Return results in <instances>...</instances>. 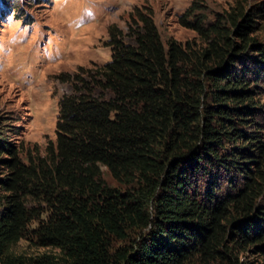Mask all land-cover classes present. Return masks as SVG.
I'll list each match as a JSON object with an SVG mask.
<instances>
[{"label":"trees","instance_id":"1","mask_svg":"<svg viewBox=\"0 0 264 264\" xmlns=\"http://www.w3.org/2000/svg\"><path fill=\"white\" fill-rule=\"evenodd\" d=\"M198 9L179 24L202 46L164 44L152 10L131 14L133 43L110 27L112 61L87 80L68 77L75 91L61 99L56 143L38 165L0 146L10 156L0 264H248L242 252L264 255V126L251 119L259 81L252 89L234 66L256 51L264 71V49L244 6L210 25ZM23 239L59 253L15 255Z\"/></svg>","mask_w":264,"mask_h":264},{"label":"rangeland","instance_id":"2","mask_svg":"<svg viewBox=\"0 0 264 264\" xmlns=\"http://www.w3.org/2000/svg\"><path fill=\"white\" fill-rule=\"evenodd\" d=\"M193 4L199 7L196 15H204L208 25L219 16L228 17L238 4L244 6L256 22L250 37L264 49V0H0V146L10 144L27 167L38 165L46 157L47 147L57 139L59 103L75 91L68 77L80 74L87 80L88 70L95 71L112 61L110 27L117 26L126 43H133L130 16L136 9L153 11L164 44L175 40L202 46L195 31L179 24V18ZM255 56L256 51L239 55L234 66L238 71L244 69L252 89L259 81L256 99L260 111L251 119L264 126V71L252 61ZM9 158L6 153L0 155L1 177L8 173L2 161ZM103 173L109 185L119 186L106 168ZM225 174L219 180L223 185L228 179ZM205 183L200 182L199 188L204 190ZM29 201L34 204L33 199ZM36 227L37 223L31 226ZM12 252L29 257L59 253L26 239ZM240 257L248 264H264V255L255 254V249L242 252Z\"/></svg>","mask_w":264,"mask_h":264},{"label":"clouds","instance_id":"3","mask_svg":"<svg viewBox=\"0 0 264 264\" xmlns=\"http://www.w3.org/2000/svg\"><path fill=\"white\" fill-rule=\"evenodd\" d=\"M84 26H87V25H84Z\"/></svg>","mask_w":264,"mask_h":264}]
</instances>
